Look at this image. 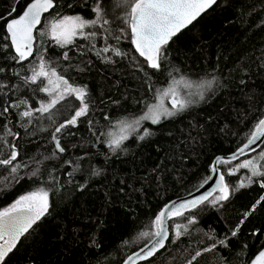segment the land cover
Wrapping results in <instances>:
<instances>
[{
  "label": "snow or ice",
  "instance_id": "6c2138e0",
  "mask_svg": "<svg viewBox=\"0 0 264 264\" xmlns=\"http://www.w3.org/2000/svg\"><path fill=\"white\" fill-rule=\"evenodd\" d=\"M20 2L11 0L5 12L0 13V32L3 33L0 39L6 41L0 51L5 58L10 57L18 64L33 57L27 70L30 74L21 76L15 69L13 74L26 85H35L32 91L44 96L34 102L38 106H33L27 99L10 101V97L0 106V117H3L0 121V175L5 177V182L8 177L16 183L27 177L36 185L0 209V264H17L16 256L23 247L22 238L26 240L37 222L52 215L53 198L75 182L77 174L84 177L83 183H77L80 191L88 187L89 177L102 174L101 169L89 171L85 168L93 156L103 154L107 160L126 154L130 151V141L147 142L166 122L188 113L193 106L236 90L244 103L233 109L236 125L233 135L243 136L244 142L209 161L206 174L197 180L196 191L200 194L189 193L187 197L163 203L148 218L146 230L137 231L136 238L130 237L125 247L146 242L138 250L126 254L118 264H154L157 253L162 255L161 250L167 252L169 246L178 241L186 243L183 252L190 253L184 264H195L204 253L225 249L231 252L233 238L239 236L241 228L258 209H264V194L246 206L236 223L226 227L222 234L213 229L204 232L198 225L209 208L221 213L226 211L241 189L258 185L264 190V102L258 99L264 89L248 87L257 79L264 81V43L249 48L234 63H229L233 49H225L208 68L195 73L197 79H191L192 74L173 63L171 52L186 34L185 30L191 31L189 26L195 27L194 21L198 22L207 10L215 11L221 6L217 0H91L87 5L88 16L57 11L72 9L73 0L63 3L61 0H23L24 7L16 14V5ZM221 3L227 5L228 0H221ZM75 4L82 6L81 0H75ZM236 11L240 23L245 26L256 12L261 13L260 23H253L248 33L264 26V0H256L251 6L249 0H238ZM42 17L44 27L38 28ZM248 33L241 38V43L247 42ZM45 36L57 48L64 49L56 63L47 58V48L43 44ZM78 38L82 43L77 44ZM261 40L264 41V37ZM100 41L102 46L97 47ZM37 43L40 48L36 47ZM125 43L129 47H125ZM73 48L86 58L81 61L84 67L73 65L69 56ZM88 53L104 65L115 66L127 61L140 74L143 92L135 97L139 109L128 111L121 98L111 93L97 97L88 83L72 81L68 70L76 73L91 70ZM61 60L68 62L67 65H62ZM4 71L0 68V72ZM160 75L165 76L166 86L158 85ZM118 84L116 81L113 85L117 90ZM6 88L7 83L0 84V89ZM4 95L8 96V93ZM106 102L113 105L114 110L109 112L97 107L98 103ZM10 109L16 110L15 124L10 119ZM97 113L99 119H96ZM253 113L256 116L250 121ZM81 124L87 125L91 137L87 143L92 151L77 154L69 145L72 149L82 148V143H73L68 138L79 134ZM15 128H23L25 135H29V128H32V136L48 133L47 144L51 147L31 155L24 151L22 155L19 143L22 137ZM257 144L261 145L259 149ZM153 172L158 174L159 170L153 169ZM61 176H66L67 180L62 181ZM233 176L237 177L235 181L229 179ZM155 180V176L151 181L149 177H143L141 187L133 190L143 193L144 184ZM120 183L132 187L126 180ZM102 226L103 221L97 225L98 228ZM257 233L264 236V231L259 228L254 229L252 235ZM194 235L200 238L193 240ZM101 244L102 240L95 233L89 237L90 248L99 249ZM193 245H196L194 249ZM247 255L248 245L244 244L232 264H264V248L244 259Z\"/></svg>",
  "mask_w": 264,
  "mask_h": 264
},
{
  "label": "trees",
  "instance_id": "16d2710c",
  "mask_svg": "<svg viewBox=\"0 0 264 264\" xmlns=\"http://www.w3.org/2000/svg\"><path fill=\"white\" fill-rule=\"evenodd\" d=\"M61 2L63 3L64 0ZM237 2L238 0H228V4L224 5L219 0L218 4L221 6L216 7L215 11L211 9L200 17L198 22L194 23L195 27L190 26L191 31L185 30L186 34L173 46L171 52L173 63L186 73L192 74L191 79H197L195 73L202 68H208L209 64L215 61L217 54L225 49H233L234 54L229 63H234L249 48L264 43L261 40V37H264V26L248 33V28L253 23H260L261 13L256 12L247 26L242 25L236 11ZM73 3L72 9L60 8L57 11L89 15L87 5L91 4V0H81L82 6H76L75 0ZM254 3L256 0H249V6ZM10 4L11 0H0V13L5 12ZM23 7L24 3L21 0L16 5V14H19ZM44 24L45 21L40 28H43ZM245 33H248L249 38L246 43H241ZM2 35L3 33L0 32V37ZM3 43L6 41L0 39V48ZM80 43L82 42L78 38L77 44ZM43 44L47 48V58L56 63L64 49L57 48L47 36L44 37ZM40 46L37 43L36 47L40 48ZM101 46L102 41L97 43V47ZM124 46L129 47L127 43ZM69 56L74 66L84 67L81 61H85L86 58L81 57L76 48L69 52ZM88 57L92 61L91 70L84 73L68 70L72 81L88 83L97 97H101L102 93L105 97L111 93L121 98L128 111L139 109L140 105L136 104L135 97L143 92L140 74L135 72L127 61L112 66L102 64L91 53H88ZM32 60L33 58L29 61ZM29 61L15 66L14 69L20 72L21 76L30 74L27 71L30 67ZM14 62L10 57L5 58L0 51V68L5 69L4 72H0V84H8V88L0 89V106H3L4 101L9 97L10 101L27 99L33 106H38L34 102L44 94L34 93L32 89L36 87L35 85H26L20 77L11 74V66ZM59 62L62 65L68 63L62 60ZM116 81H119L118 90L113 87ZM157 83L166 86L165 76L160 75ZM248 87L262 90L264 81L257 79L255 84H249ZM5 92L8 96L4 95ZM125 96L127 99H124ZM239 97L240 93L232 90L230 94L224 92L207 102L199 103L188 113L166 122L151 140L137 143L130 141V151L119 157L113 156L106 160L103 154L93 156L91 161L85 164V168L89 171L93 168L101 169L102 174L89 177L88 187L84 191L77 188V183L84 182V177L77 174L75 182L68 184L63 191L57 193L53 198V207L50 209L52 215L37 222V225L33 226L34 231L26 240L22 238L23 247L18 245L20 252L16 256L17 264H118L126 254L138 250V247L143 246L146 241L128 247H125V243L130 237L135 239L137 231L146 230L148 218L158 211L163 203L196 190L197 180L206 174L209 161L214 156L229 153L244 142L243 136L233 135L236 130L233 109L244 103ZM258 99L264 102V93ZM97 107L109 112L114 110V106L107 102L98 103ZM15 113V109H10V119L14 124L18 119ZM255 116L256 113H253L250 121ZM99 118L97 113L96 119ZM2 120L3 117H0V121ZM15 130L19 131L22 137L19 142L22 155L24 151L31 155L37 150L44 151L46 147H51L47 144L48 133L32 136L30 135L32 128H29V135H25L23 128H15ZM81 137L84 138L83 141ZM68 139L83 145L82 148L75 149L69 145L74 153L92 151L87 143L91 139L87 125L81 124L79 134ZM104 151L107 149L105 148ZM153 169H158L159 173L153 172ZM152 176L156 177L155 182L144 184L143 193L133 190L141 187V178L149 177L151 181ZM229 179L235 181L237 177L233 176ZM61 180L65 181L67 177L61 176ZM121 180L131 183L132 187L122 185ZM35 186L27 177L16 183L11 177L5 182V177L0 175V189H3L0 190V209L7 207L19 195L33 190ZM261 194H264V190L258 185L250 189H241L232 203L227 206L226 211L221 213L209 208L203 214L198 227L204 232L213 229L222 234L226 227L236 223L239 213ZM101 221L103 226L98 228L97 225ZM257 228L264 231V209H258L241 228L239 236L233 238L231 252L225 249L204 253L195 264H232L237 259L236 253L244 244L248 245V255L243 258L254 256L260 248H264V236L259 233L252 235L253 230ZM94 233L102 240L99 249L90 248L89 245V237ZM199 238L196 235L192 237L193 240ZM182 239L186 241V238ZM185 247L186 243L180 241L176 245H170L167 252L162 251V255L159 253L154 258V264H184L190 255L188 252H183ZM195 247L196 245H193V249Z\"/></svg>",
  "mask_w": 264,
  "mask_h": 264
},
{
  "label": "water",
  "instance_id": "95a60500",
  "mask_svg": "<svg viewBox=\"0 0 264 264\" xmlns=\"http://www.w3.org/2000/svg\"><path fill=\"white\" fill-rule=\"evenodd\" d=\"M218 1H219V0H217V3H218ZM210 10H211V9L207 10L205 13H207V12L210 11ZM205 13H204V14H205ZM204 14H202V16H203ZM44 15H45V16H48L49 14H48V13H45ZM202 16H201V17H202ZM198 19H199V18H198ZM43 21H44V18L42 17L41 25H42ZM195 22H196V21H194L193 23H195ZM41 25H38L37 27L40 28ZM189 27H190V26H189ZM34 54H35V51H34ZM32 58H33V57H29V60L32 59ZM29 60H28V61H29ZM25 62H27V61L21 62V63H19V64L16 63V62H14V63L12 64V66H11V74L13 75V69H14L15 66L20 65V64H23V63H25ZM10 86H11V82H10ZM256 147H257V149H259V148L261 147V145H260V144H257ZM220 156H223V155H220ZM200 191L203 192L204 190L201 189ZM191 193H192L193 195H198V194H200V193H198L196 190H194V191L191 192ZM188 195H189V194L184 195V196H181V197H178V198L187 197ZM178 198H175V199H173V200H177ZM162 251H163V250H161V252H162ZM158 254H159V253H157V255H158ZM157 255H156V256H157ZM156 256H155V257H156ZM142 263H144V262H141V264H142Z\"/></svg>",
  "mask_w": 264,
  "mask_h": 264
},
{
  "label": "bare ground",
  "instance_id": "6f19581e",
  "mask_svg": "<svg viewBox=\"0 0 264 264\" xmlns=\"http://www.w3.org/2000/svg\"><path fill=\"white\" fill-rule=\"evenodd\" d=\"M24 64V63H23ZM21 65V64H20Z\"/></svg>",
  "mask_w": 264,
  "mask_h": 264
}]
</instances>
